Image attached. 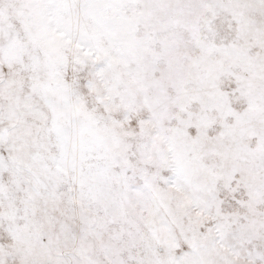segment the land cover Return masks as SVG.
I'll list each match as a JSON object with an SVG mask.
<instances>
[{
    "label": "snow or ice",
    "instance_id": "snow-or-ice-1",
    "mask_svg": "<svg viewBox=\"0 0 264 264\" xmlns=\"http://www.w3.org/2000/svg\"><path fill=\"white\" fill-rule=\"evenodd\" d=\"M0 264H264V0H0Z\"/></svg>",
    "mask_w": 264,
    "mask_h": 264
}]
</instances>
